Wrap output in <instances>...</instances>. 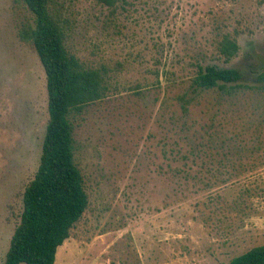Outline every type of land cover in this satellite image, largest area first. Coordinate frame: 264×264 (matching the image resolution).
I'll return each mask as SVG.
<instances>
[{
  "label": "rangeland",
  "instance_id": "rangeland-1",
  "mask_svg": "<svg viewBox=\"0 0 264 264\" xmlns=\"http://www.w3.org/2000/svg\"><path fill=\"white\" fill-rule=\"evenodd\" d=\"M53 1L69 52L108 87L71 118L89 205L55 264H228L264 245V0ZM32 19L0 0V264L49 120L45 71L19 37ZM207 66L240 71V88L197 89Z\"/></svg>",
  "mask_w": 264,
  "mask_h": 264
},
{
  "label": "trees",
  "instance_id": "trees-1",
  "mask_svg": "<svg viewBox=\"0 0 264 264\" xmlns=\"http://www.w3.org/2000/svg\"><path fill=\"white\" fill-rule=\"evenodd\" d=\"M32 14L19 37L31 43L47 80L49 120L40 165L23 196L21 222L17 226L4 264H55L58 248L70 238L71 229L89 205L83 175L75 162L72 117L103 99L108 87L106 72L86 68L66 46V33L53 12V0H17ZM113 5V0H105ZM238 44L224 37L220 54L227 61L238 52ZM242 79L236 69L199 67L193 79L197 89L219 88L232 94ZM231 85V90L228 86ZM184 112L187 107L183 106ZM228 264H264V245L233 258Z\"/></svg>",
  "mask_w": 264,
  "mask_h": 264
},
{
  "label": "crops",
  "instance_id": "crops-1",
  "mask_svg": "<svg viewBox=\"0 0 264 264\" xmlns=\"http://www.w3.org/2000/svg\"><path fill=\"white\" fill-rule=\"evenodd\" d=\"M164 229H167V231H169V229L172 227V225H165V226H162Z\"/></svg>",
  "mask_w": 264,
  "mask_h": 264
}]
</instances>
